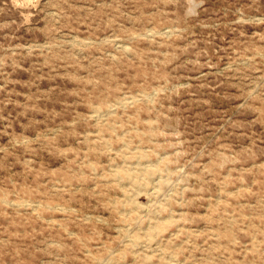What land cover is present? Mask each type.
<instances>
[{
	"label": "rangeland",
	"instance_id": "rangeland-1",
	"mask_svg": "<svg viewBox=\"0 0 264 264\" xmlns=\"http://www.w3.org/2000/svg\"><path fill=\"white\" fill-rule=\"evenodd\" d=\"M159 256L264 264V0H0V264Z\"/></svg>",
	"mask_w": 264,
	"mask_h": 264
},
{
	"label": "bare ground",
	"instance_id": "bare-ground-1",
	"mask_svg": "<svg viewBox=\"0 0 264 264\" xmlns=\"http://www.w3.org/2000/svg\"><path fill=\"white\" fill-rule=\"evenodd\" d=\"M168 28V27H167ZM166 29V28H165ZM163 31V30H162ZM165 31V30H164ZM159 33V32H158ZM161 33V32H160ZM169 34V33H168ZM116 41V40H115ZM120 42V41H119ZM120 46V45H119ZM122 46V45H121ZM125 48V46H123ZM122 47V48H123ZM153 94V93H152ZM153 96V95H152ZM151 98V97H150ZM122 106V105H121ZM112 107V106H111ZM110 107V108H111ZM124 107V106H123ZM113 108V107H112ZM116 109V108H115ZM97 110V109H95ZM114 110V109H112ZM111 110V111H112ZM115 111V110H114ZM105 113V112H104ZM103 113V115L105 116V114ZM109 113V112H108ZM114 113V112H113ZM101 114V113H100ZM100 114H97V116H101ZM107 116V115H106ZM96 117V116H94ZM110 126V124H108ZM125 145V144H124ZM134 157L137 158V161H131V166H123V167H120V168H117L114 170V175H115V178L116 179H124V180H128L130 184H132L135 188H136V194L139 195L141 194L140 192H144L145 194L150 195L149 194V189L147 187H141V185H145V182L142 181V179H145V181H151L154 176H155V173H157L159 170H163V167L161 166V163H157V161L155 163H152V164H145V165H142L143 164V161L142 158L146 157V154L145 152L141 151V150H137L135 152V155ZM161 157H163L161 155ZM160 160V159H159ZM153 162V161H151ZM139 164V166H135L133 164ZM168 168V167H167ZM158 186L161 188L164 186V180L163 181H160V183L158 184ZM139 193V194H138ZM151 193V192H150ZM156 193V192H155ZM152 195V193H151ZM3 201V200H2ZM36 205V204H34ZM40 205V204H39ZM133 206L135 209H138V207H140V204L138 203V201H134L133 202ZM50 207V206H49ZM152 219L154 220H151L149 221L148 223V226H145L144 229H145V234L148 236V238L150 239V241L152 243H148L147 245L149 247H153V245L156 243L158 244L159 242H154L152 240H155L157 237V232L158 230L160 229L161 227V221H160V218L159 216H154L152 217ZM136 236V235H135ZM133 237L131 239V241L134 243V244H138L139 240H138V236L136 237ZM161 240V239H160ZM146 245V244H145ZM153 249V248H152ZM158 250H161V249H158ZM89 251V250H88ZM161 253V252H160ZM163 255H165L164 253H162ZM162 254H158V255H162ZM146 256V255H144ZM160 259L163 260V262H165V264H178L175 259L173 257H168L166 256L167 258H169L168 260L167 259H164L162 258V256H159ZM180 261V260H178ZM180 263V262H179Z\"/></svg>",
	"mask_w": 264,
	"mask_h": 264
}]
</instances>
